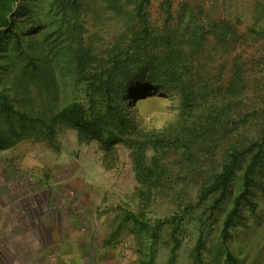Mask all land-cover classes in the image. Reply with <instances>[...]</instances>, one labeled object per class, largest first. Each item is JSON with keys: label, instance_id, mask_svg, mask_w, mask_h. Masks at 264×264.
Here are the masks:
<instances>
[{"label": "trees", "instance_id": "16d2710c", "mask_svg": "<svg viewBox=\"0 0 264 264\" xmlns=\"http://www.w3.org/2000/svg\"><path fill=\"white\" fill-rule=\"evenodd\" d=\"M263 51L264 0H0V57L9 60L0 82L17 69L0 89V151L25 139L51 144L61 127L106 150L126 146L146 201L169 185L175 161L184 187L195 186L194 201L181 199L163 219L140 206L125 211L123 224L148 235L152 261L164 231L173 258L192 217L200 264L206 222L224 202L222 240L244 206L254 213L264 168ZM35 91L42 103H29ZM156 96L172 101L174 118L141 129L125 104ZM174 192L178 200L184 190Z\"/></svg>", "mask_w": 264, "mask_h": 264}, {"label": "rangeland", "instance_id": "374dc122", "mask_svg": "<svg viewBox=\"0 0 264 264\" xmlns=\"http://www.w3.org/2000/svg\"><path fill=\"white\" fill-rule=\"evenodd\" d=\"M103 19L106 17L98 16V20ZM7 62L6 55L0 57V75ZM11 76L3 78L0 89L9 87ZM38 101L44 100L35 91L29 103ZM171 105L169 99L157 96L131 99L125 104L126 111L145 130L159 129L173 120ZM169 164L168 169L174 173L165 182L169 185L158 194L155 189L146 201L137 195L140 184L126 146L106 150L96 140L61 127L51 144L25 139L0 151V229H13L16 235L12 241L28 249L25 260L22 257L15 264H198L194 260L197 222L192 217L184 221L173 258L172 243L168 231H164L154 246L152 261L148 235L131 223L123 224L125 211H136L140 206L146 205L147 218L163 219L177 213L181 199L194 201L193 182L184 187L181 174H175L180 164ZM207 169L208 165H204L200 171ZM240 174L239 168L230 185L232 193L238 188ZM258 183L260 190L252 200L254 213L244 206L240 222L226 238L221 239L219 225L229 208L228 202L207 220L200 264H264V168ZM176 189L184 190L178 200ZM223 242L233 259L228 263L219 257ZM6 262L13 260L8 258Z\"/></svg>", "mask_w": 264, "mask_h": 264}, {"label": "crops", "instance_id": "0c3cea01", "mask_svg": "<svg viewBox=\"0 0 264 264\" xmlns=\"http://www.w3.org/2000/svg\"><path fill=\"white\" fill-rule=\"evenodd\" d=\"M15 235L16 234L15 232H13V229L10 230L9 228H7L3 232H1V229H0V242H2V246H0V264H9L8 262H6L8 258L13 260L14 262V263L11 262L10 264H15V262L20 261L22 257L25 260V253H27L28 249L24 246L22 247V246L15 245L14 240L12 241V238L13 237L15 238ZM30 247H33V246H30Z\"/></svg>", "mask_w": 264, "mask_h": 264}, {"label": "clouds", "instance_id": "9594fccd", "mask_svg": "<svg viewBox=\"0 0 264 264\" xmlns=\"http://www.w3.org/2000/svg\"><path fill=\"white\" fill-rule=\"evenodd\" d=\"M141 102H144V101H140V102H138V103H141ZM137 105H138V104H137ZM137 105H136V106H137Z\"/></svg>", "mask_w": 264, "mask_h": 264}]
</instances>
